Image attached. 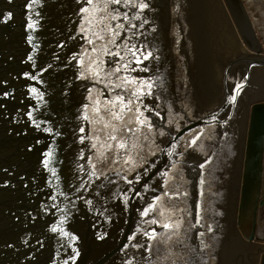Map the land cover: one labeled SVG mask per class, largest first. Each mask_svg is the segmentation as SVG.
I'll return each mask as SVG.
<instances>
[{
	"label": "water",
	"instance_id": "1",
	"mask_svg": "<svg viewBox=\"0 0 264 264\" xmlns=\"http://www.w3.org/2000/svg\"><path fill=\"white\" fill-rule=\"evenodd\" d=\"M86 8L0 0V264H264V44L246 3L112 4L115 44ZM118 95L129 127L137 108L152 125L130 163L100 155Z\"/></svg>",
	"mask_w": 264,
	"mask_h": 264
},
{
	"label": "snow or ice",
	"instance_id": "2",
	"mask_svg": "<svg viewBox=\"0 0 264 264\" xmlns=\"http://www.w3.org/2000/svg\"><path fill=\"white\" fill-rule=\"evenodd\" d=\"M130 2V0H98L97 3H93V0H88V3L91 5V11L90 9L86 8L84 11L86 13H90L95 18V13L100 12L102 13L99 18L96 19V25L99 26L100 31L94 32L93 35L96 36L98 39L103 40L104 36L101 35V33H107L111 32L113 34V38L109 40V43L115 44V36H118L120 33L116 31L117 29H123V24H116L115 26L112 25L111 21L120 19L119 9H112L113 13L117 14H110L109 13V6L112 4H127ZM31 6V5H29ZM141 9L147 7L146 4L141 3L139 5ZM123 18L125 20L128 19L127 13H123ZM110 17V18H109ZM91 22V21H89ZM29 28H33V24L28 25ZM132 27H135V25H132ZM91 43V41H90ZM133 48H135V45H133ZM130 52H132L133 56L136 55L135 51H132V49H128ZM107 51V49H105ZM112 54V53H108ZM115 55L119 56L120 53L117 51L114 53ZM152 54L149 52L146 56H144V59H148ZM123 59V57H121ZM136 63H142L141 60L137 59ZM91 67V66H90ZM123 67L127 68V65H124ZM117 72L120 71V68L116 69ZM99 75V73H96ZM127 83H135V81H123L122 84L114 85V88L120 87L122 88L124 84ZM147 85V87L150 89L151 84L148 82H141L140 88H143ZM243 85H237V88L234 90L236 92V95H230L228 97V103L235 104L237 95L242 90ZM143 93L138 88L136 93H132L133 96H136V99H140V95ZM151 94L150 92L148 93ZM132 104L133 100L131 98L128 99V101L125 103L124 97L122 95H118L115 100H110L105 102V114L101 115L99 117V122L103 124L102 130H107L105 132V139L100 144L101 157H104L107 159V157L104 156V153L106 151H113L117 156L123 151L127 154V158L125 159V163H130L133 159L132 152L133 150L137 149L139 146L136 141L139 140V137L136 135L138 132H140L141 127H147L149 131L152 129V125L150 122V119L147 117H144L143 112L139 111V108L136 109L134 116H135V123L139 125L140 127H129L133 123L132 117H128L127 121L125 122V117L128 115V113H132ZM101 109L99 107V102H97L96 112L100 113ZM156 115H159V113H156ZM109 117V119L105 120V117ZM117 122H124V123H117ZM163 135V132L160 133ZM132 137H135V140L130 143V140H132ZM147 139V136L144 137ZM99 140V137H97ZM196 140L191 141V145H195ZM95 147V145H94ZM169 155H171V152H169ZM201 167H204V165H201ZM160 198L158 197L157 200ZM155 207V205H153ZM152 209H146L142 215L147 216L149 212ZM164 213L161 212V215ZM152 223H156L155 220L152 221ZM164 229H172L173 227L178 228L179 225H173L169 223H164L162 225ZM156 233L155 230L151 234H149V238L155 239ZM150 250V249H149Z\"/></svg>",
	"mask_w": 264,
	"mask_h": 264
},
{
	"label": "crops",
	"instance_id": "3",
	"mask_svg": "<svg viewBox=\"0 0 264 264\" xmlns=\"http://www.w3.org/2000/svg\"><path fill=\"white\" fill-rule=\"evenodd\" d=\"M254 24L255 30L264 44V0H243ZM264 215V214H262ZM257 234L264 236V216L257 227Z\"/></svg>",
	"mask_w": 264,
	"mask_h": 264
}]
</instances>
